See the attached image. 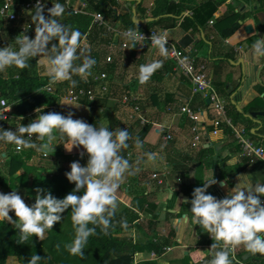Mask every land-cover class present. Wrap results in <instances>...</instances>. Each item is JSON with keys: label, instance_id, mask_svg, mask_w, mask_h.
<instances>
[{"label": "crops", "instance_id": "1", "mask_svg": "<svg viewBox=\"0 0 264 264\" xmlns=\"http://www.w3.org/2000/svg\"><path fill=\"white\" fill-rule=\"evenodd\" d=\"M82 1L86 2V0H77L72 4V7L79 10ZM158 1L112 0L111 3H113L112 9L116 17L125 16L134 21L136 13L137 21L152 20L143 25L136 24L140 30L161 31L167 29L170 31L171 40L179 49L193 50L197 59V65L199 67L204 66L208 76L213 79L216 92L224 103L226 115L225 117L219 116V113L209 100L204 99L200 95L194 96L190 80L179 75L174 63L169 60L168 56H162L158 49L150 48L147 50L142 46L131 43L125 54L118 47L115 52L112 50L115 59V64L113 65L115 73L112 74L109 71L111 80L108 84L110 91L111 84H114L112 91L115 94L120 92L121 95L109 98L106 105L101 108V111L104 114L107 112L109 115L115 117V120L118 121L117 128L122 130L128 129L132 142L146 126H152L150 133L144 141V144L148 148L142 151L131 150L129 154H132L133 157L129 158L130 161L134 162L138 157H143L145 152L158 153V158L154 162L142 163L140 171L134 176L127 177L120 185L117 191L118 206L116 211L122 213L126 209L131 208L133 200L144 193L148 194L151 201L158 205L157 217H153L148 213L139 215L140 220L135 224H138L137 226L140 225L142 229H138L135 237L132 238L137 243L148 242L151 239H154L156 242L158 239L167 238L169 232H161L156 229L157 223L162 221L163 217L167 222H177L176 226H173L177 236L173 239V245L169 248L171 249L170 252H165L163 256H157L156 258L146 252L138 255V260L156 261L158 264H161V261L163 262L162 264H182L186 257H191L196 263H204L209 262L213 258L214 251L219 250L211 249L214 240L208 234L207 243L204 246H199L198 243L202 241V237L198 233L197 226L191 224V232L188 233V225H183V223L189 224L191 222L190 219L186 221L183 218L184 215L190 216V214L185 211L186 214L182 218H179L177 215L182 214L184 209H176L175 207H171L170 204L179 201L185 206L186 203L181 198L183 186L196 184L197 170L200 168L201 161L206 160L213 163L208 158L212 154L214 160L222 161L223 159L230 158L226 163L227 167H235L244 162L245 159L251 161V166L241 176L232 181L235 186L240 184L241 188L251 187L254 184L252 181L253 166L257 162L264 164L262 161H252L250 158L242 155V150L238 145L235 133L225 121L227 118V120L232 121L234 127L246 129L251 139L256 144L264 147V56L255 54L249 43V40L255 36L264 37V0H227L226 3L221 5L206 31L196 26L192 16L200 4L208 0H169L176 8L171 13L162 14V18L156 19L154 17V10L157 8ZM44 2L48 5H53L57 0H44ZM235 12L239 13L243 18H248L243 21L244 24L240 25V29L232 37L223 40L216 31V24ZM88 13L95 14L89 10ZM77 17V22H74V25L72 24L71 27L79 29V31H86V36L82 39V45H84L88 42L87 35L92 28V17L79 13ZM108 22H111L116 29L122 30L125 28L123 19L119 21L110 19ZM250 26L254 29L252 34H248L246 31ZM0 29L8 37L7 40L0 42V47H6L11 44L16 49L15 39L20 35H18L19 29L16 30L14 27L9 28L6 24L0 25ZM28 36L30 38L35 37L31 33ZM109 36L111 39H114V35ZM186 39L188 41L184 42ZM106 44V39L102 40L98 38L94 45L96 51L105 53L102 55L101 62L105 60V57L109 53L107 46L110 44ZM39 58L40 74L49 77V72L47 71L50 65L47 60H45L46 62H42L46 57L40 56ZM154 60L162 61V67L147 82L141 84L138 80L140 65L151 63ZM3 72L6 73L7 69ZM128 73L131 74L129 82L125 81V76ZM83 79L93 80V76L91 74ZM96 84V89L100 90L103 83L97 82ZM125 94L132 96L136 101L140 102L141 117L136 115L134 117L132 109L121 103ZM106 97L107 95L104 97L105 100L107 99ZM253 103L257 104V110L244 114V110ZM187 105L193 111L199 113L200 123L197 124L201 128L206 127L208 131L207 139L203 141L202 145H197L201 148L199 151L191 148L192 138L194 141L192 128L195 126V122L191 121L180 111L182 107ZM43 108H49V106ZM60 109L65 115H68L70 112L74 113V119H83L85 122H88L93 114L91 108L80 104H71L65 99L62 101ZM148 110L155 113V115L150 116L149 113L151 112H148ZM14 117H17V115L15 114ZM141 119L146 120L147 124L142 125ZM216 123L218 124L216 125ZM101 124L109 127L107 120H103ZM216 131L218 133L214 134ZM256 133L259 136L253 138L251 134ZM169 135L173 137L172 140H167V136ZM64 141V143H58V147L62 149V153L67 156L66 160L61 161V165L67 171L71 170L70 165L74 161H79L82 166H86L88 156L83 146L73 147L69 151L68 149H71L72 145L67 138ZM187 141L189 142L188 144ZM161 145H164L162 150ZM186 145L190 149L187 152L181 151L180 147ZM82 152L85 153L83 157L81 156ZM6 157L7 155L3 154L2 163H4ZM144 159L146 160V157ZM169 168L170 170H168ZM213 169L214 166L207 171L211 172ZM219 170L221 169H217V171ZM193 174L195 175V180L189 183V177ZM155 176H157L156 180L154 179ZM225 181V185L231 189L228 184L229 179ZM177 183H180L182 186L180 193L174 197L175 192H173V189L175 186L173 185ZM217 185L221 188L220 184L217 183L208 189V193L213 192L212 195H217V190H219L223 198H225L223 190H220ZM150 186L155 187L156 192H150ZM214 186L217 189H212ZM123 191H125V194ZM0 192L5 194L10 193L9 189L2 187H0ZM18 192L25 203L31 205L32 201L27 199L29 198V192L24 188L19 189ZM163 193L167 194L166 197L171 198L170 204H167L166 200L162 199ZM225 196L227 195L225 194ZM126 199L129 200V204H125ZM261 201L264 204V196H261ZM137 214L139 213L137 212ZM180 219L182 221H179ZM145 221H148L146 229L141 224V222ZM151 226L154 227L152 230H150ZM240 246L236 247L230 254L233 264H264V254L257 253L252 255L246 249L245 252H242ZM143 255L145 259L141 258ZM8 264H19V262L17 258H10Z\"/></svg>", "mask_w": 264, "mask_h": 264}, {"label": "clouds", "instance_id": "2", "mask_svg": "<svg viewBox=\"0 0 264 264\" xmlns=\"http://www.w3.org/2000/svg\"><path fill=\"white\" fill-rule=\"evenodd\" d=\"M45 7L44 0H36L31 13L32 22L35 24L34 38L19 35L15 39L18 50L11 44L0 47V72L13 66L28 67L29 59L44 56L50 65L49 85L70 81L74 86L76 81L73 76L84 78L91 75L96 60L81 47L82 33L79 29L61 23L58 19L64 14L65 6L59 2L53 3V7L47 9L50 14L48 17L44 14ZM126 35L129 40L138 39L131 30ZM150 39L159 53L167 56L165 34H152ZM53 41L57 43H52ZM252 49L255 54L264 56V37L256 39ZM81 59L82 63H74ZM161 67L162 61L159 60L140 65L139 82H147ZM11 106L3 110V116ZM40 109L35 111L38 113ZM73 115L71 112L64 116L43 111L29 124L16 125L15 131L0 128V142L14 144L17 150L23 146L48 156L50 146L57 139L54 132H58L61 139L67 137L70 141L71 149L66 147L69 151L73 147L83 146L88 156L86 166L74 161L70 165L71 170L65 173L67 179L75 184V188L64 198L53 196L50 190L45 195L44 189L38 188L35 203L29 206L15 190L7 194L0 192V221L14 225L18 230L17 242L23 244L34 235L43 240L46 230L52 229L54 224L62 220V214L71 209L75 237L66 248L72 255L83 256L82 250L97 228L105 235L109 234L118 206L117 191L120 185L127 177L136 175L142 163L154 162L158 153L145 152L143 157L132 162L122 155V150L130 146L128 141L132 139L128 129L117 128L112 131L103 124L97 126L83 119H74ZM3 116H0V120H3ZM25 134L28 138H25ZM34 134L36 140L44 143H32L31 137ZM135 147L143 148V142L138 137L135 139ZM163 147L161 145V150ZM84 155L82 152L81 156ZM203 182V186L194 189L191 209L188 211L190 216L186 214L184 219H190L193 224L199 225L214 240L211 249L219 250L214 251L209 264H233L230 254L240 245L252 255L264 254V204L261 201V196H264V182L256 181L251 187L245 188L237 184L229 189L223 199L208 193V189L218 183L214 175ZM12 211L16 219L10 215ZM120 224L121 227L128 228L126 220L122 219ZM42 259L44 258L40 255L34 254L27 264H40Z\"/></svg>", "mask_w": 264, "mask_h": 264}, {"label": "trees", "instance_id": "3", "mask_svg": "<svg viewBox=\"0 0 264 264\" xmlns=\"http://www.w3.org/2000/svg\"><path fill=\"white\" fill-rule=\"evenodd\" d=\"M6 1L8 0H0V5ZM11 1L17 5H24L34 0ZM226 1L227 0H208L202 2L192 16L196 26L201 30L206 31L208 29L209 23L214 19L215 14L219 11L221 5L226 3ZM57 2L65 6V12L62 17L59 18L61 23H65L70 26H72V24L74 25V22H77L76 18H78V13L67 8L68 0H57ZM111 2L112 0H86V3L89 5L88 10L103 16L107 22L110 21V19L113 21H119L120 19H123L125 22V28L123 29H139L131 18L125 16L116 17V14L112 9L113 3ZM51 7H53V5L49 4L48 8ZM174 8H176L175 5L170 3L169 0H159L157 3V8L154 10V17L156 19L162 18V14L171 13ZM44 14L46 17L50 15L47 10L44 12ZM246 18L248 17L243 18L239 13L235 12L232 15L226 16L217 22L216 31L223 40L229 39L240 29V22H243L246 20ZM4 24H6V26L9 28L14 27L17 30L19 29V24L21 23L6 22ZM109 24L114 28L111 22ZM151 25L153 26V24ZM80 32L82 33L83 39L84 36H86V31L80 30ZM109 35H113V33L103 27L94 26L91 28V30H89V34L87 35L88 42L81 47L85 49L86 54L94 58L96 62H101L102 55L105 53L96 51L94 49V45L98 38H101L102 40L106 39L107 44H111L113 38L111 39ZM258 38V36H255L249 40L250 45L252 46L253 42ZM52 43L57 42L53 41ZM18 47L19 46L16 44L17 50ZM117 47L118 46H114V52ZM79 51L80 49H78V53ZM106 51L108 50L106 49ZM39 59V57L29 59V66L25 68L13 66L7 68L6 73L0 72V100H6L9 104L14 105L16 108L19 104L35 96L44 94L46 97V103L41 107V110L38 112V114H35L31 117H28V114L20 115L18 111H16L17 117L0 120V128L15 131L16 125L29 124L32 120L36 119L39 114H42L43 111L45 113L56 112L67 116L60 109V105L65 98L79 94L80 91H95L98 95L95 101H91L88 97H84L79 103L80 105L92 109V118L87 123L92 125L96 124L99 126L103 120H107L109 122V130L114 131L117 129L118 121L115 120V117L113 115H109L107 112L104 114L101 111V108L106 105L109 98L112 96L119 97L121 95L120 92L115 94L112 91L114 84H111V91L107 93L106 100L105 98H101L99 90L96 89L97 82L95 83L92 79L84 80L79 75L73 76V80L76 81L74 86L70 81H61L57 82L56 84L49 85V77H44L40 74L38 65ZM74 63L80 64L82 63V59L75 61ZM92 70L93 68L91 71ZM110 73H115L113 66L110 67ZM47 86H53L55 88V93H47L45 91ZM135 105H140V102L136 101ZM46 106H49V108H43ZM257 107V104L253 103L244 110V114L257 110ZM151 129L152 126H146L138 135V138L143 142L142 149H137L135 147V140L132 142L130 139L128 141L130 146L122 150V155H124L126 158L131 150H146L148 146L144 144V141ZM257 134L258 133L251 134V136L253 138H257V136H259ZM25 138H28L27 134H25ZM31 142L36 143L37 145L44 143L42 141L36 140L35 134ZM16 147L17 146L14 144L0 142V149L3 151L0 157L2 156L1 158H3V154L7 155L6 159H4V166L7 169V175L4 176L0 174V187L7 188L10 192L14 190L18 192L21 188L26 189L34 199L32 204L35 203V199L38 194V188L44 189L45 195L50 190L52 195L57 198H64L75 188V184L70 182L65 175V173L68 171L61 165V161L67 159V156H65L62 152L49 153L48 156H44L42 152H38L36 149L24 148L22 146V153L17 154ZM36 155L38 156L39 163H30L33 161ZM208 158L212 160L213 163H210L206 160L201 161L200 168L197 170L196 184L183 186L182 193L186 197L192 199V193L194 189L196 187L203 186V180L213 178V175L217 179L218 184L221 182L226 183L225 180L229 179L228 184L231 188H233L235 187V184L232 183V181L241 176L251 166V161L248 159H245L244 162L235 167H227L226 163L230 160V158L223 160L221 159L222 161L214 160L213 154ZM212 166H214V169L211 172L207 171ZM217 169L221 170L217 171ZM252 177V181L254 183L256 181L264 182L263 163L257 162L253 166ZM215 188L216 187L214 186L212 189ZM221 188L225 193H228L229 187L224 185L221 186ZM18 194L20 195L19 192ZM81 194L82 193H78V195ZM185 206L191 207V205L186 204ZM158 209V205L151 201L148 194L144 193L142 196L136 197L132 202L131 208L126 209L122 213H118L116 211V214L112 219V226L109 229L108 235H105L100 228H97L96 233L89 237L85 249L82 250L84 253L83 256L72 255L66 248V245L71 243L75 237V230L71 221V209L62 214V220L54 224L52 229L46 230L43 240H40L34 235L23 244L17 242L19 239L17 235L18 230L14 228V225L7 223L6 221H0V264H8V260L10 258H17L19 264H27V261L30 259L31 255L34 254H38L44 258L40 264H158L156 261H140L137 259V254H144L148 252L150 254L155 253L157 256H163L166 252V249L171 248L173 245V239L177 236L175 229L172 228L169 231L167 238L158 239L156 242L154 239H151L148 242L137 243L134 242L135 240L132 238L125 239L122 237L125 234H129V232L134 229V225H136L139 230L142 229L140 225L137 226L138 224H135L140 220V214L148 213L153 217H157ZM137 212L139 214H137ZM184 214L186 213L183 211L179 218H182ZM12 216L13 219H16L14 211ZM122 219L127 221V229L121 227L120 221ZM196 226L198 233L202 237V241L198 243V245L204 246L207 243L206 240L208 239L209 235L208 233L204 232V230L201 229L199 225ZM153 228L154 227L151 226L150 230ZM162 263L163 262L161 261V264ZM182 264H209V262L196 263L191 257H186Z\"/></svg>", "mask_w": 264, "mask_h": 264}, {"label": "built area", "instance_id": "4", "mask_svg": "<svg viewBox=\"0 0 264 264\" xmlns=\"http://www.w3.org/2000/svg\"><path fill=\"white\" fill-rule=\"evenodd\" d=\"M77 0H68L67 6L68 9L73 10L76 13L83 14V15H90L92 17V27H103L107 29L108 31L112 32L114 35V39L112 40V43L108 46L109 53L105 57V60L103 62H96L95 66L93 67V70L91 71V74L93 76L94 82H101L103 83L100 87L99 93L101 98H104L107 93L110 91V87L108 82L110 81V67L115 64L114 55L112 53V50L114 46H118V48L121 49L122 53H126L129 49L130 44H136L139 46H142L144 49H150L155 48L151 43V35L152 34H165L167 39V49L168 53L167 56L169 60H171L176 67V71L179 73V75H182L186 79L190 80L192 84V90L194 96H202L204 99H207L211 102V104L214 106L215 110L219 113V116L225 117L226 115V109L224 106V103L220 100L216 89L214 87L213 79L208 76L207 72L205 71V67H199L197 65V59L194 55L193 50L191 49H179L176 44L171 40L170 38V31L165 30H140V29H116L110 26V24L105 20V18L99 14H89L88 13V4L86 2H81V7H79V10H76L72 7V4L76 2ZM36 5V0L31 1L24 5H17L14 4L12 1L8 0L2 5H0V25L4 23H12V22H20L19 24V34L20 36L33 34L35 35V24L32 22L31 19V13L34 11ZM48 5L46 4L45 11L47 10ZM133 31L138 39L135 41L129 40L127 38V33L129 31ZM50 47V44H49ZM104 66V67H103ZM45 91L49 94L55 93V88L53 86H47L45 88ZM97 93L95 91H80L79 94L72 95L70 97L65 98L66 101H68L71 104H79L81 100L85 97H88L91 101H95L97 98ZM136 99L133 97H130L126 95L122 100L121 103L134 110V117L139 116L141 117V107L140 105H135ZM11 104H9L6 100H0V116H3V110L6 108H9ZM17 111V107L15 109V106L12 105L10 110L5 112L3 116V119H8L11 117H14ZM41 110V109H40ZM39 110V111H40ZM181 113L186 115L191 121L195 122V126L192 128V133L194 135V144L202 145L203 141L207 139L208 131L206 127H200L197 123H200L199 120V113H196L193 111L188 105L185 107H182L180 109ZM35 114H38L36 111L28 114V117L34 116ZM226 123H228V126L234 131L236 140L238 142V145L240 146L242 150V155L244 157H248L252 159L253 161H262L264 162V147L262 145L256 144L251 137L249 136L246 129H238L233 126L231 120L225 119ZM141 124L146 125L147 121L141 119ZM218 123H216L217 125ZM218 132H214V134H217ZM34 138V135L31 137V139ZM172 136H167V140H172ZM23 151V147L20 146L19 150H17L16 147V153L21 154ZM129 159V158H128ZM154 179H157V176L154 177ZM161 183V181H160ZM10 215H13V211L10 212ZM171 249H166V252H170ZM153 257H157L155 253L152 254ZM237 261V259H235ZM238 262V261H237Z\"/></svg>", "mask_w": 264, "mask_h": 264}, {"label": "rangeland", "instance_id": "5", "mask_svg": "<svg viewBox=\"0 0 264 264\" xmlns=\"http://www.w3.org/2000/svg\"><path fill=\"white\" fill-rule=\"evenodd\" d=\"M59 19V18H58ZM2 29V28H1ZM1 29H0V42L2 41V40H7L8 39V37H7V35H4V33L1 31ZM45 60H47L46 58L45 59H43V61L42 62H46ZM39 69H40V67H39ZM48 72V71H47ZM44 77H46V76H44ZM131 80V74L130 73H128L126 76H125V81H127V82H129ZM16 109V108H15ZM15 112H16V110H14ZM154 111V110H153ZM132 112H134V110L132 109ZM148 112H151V113H149L150 114V116H152L153 114L155 115V113H152V111H150V110H148ZM155 112V111H154ZM130 114V113H129ZM134 114V113H133ZM153 115V116H154ZM134 116V115H133ZM54 135H56V137H57V139L53 142V144L50 146V149L48 150V153H56V152H62V149L60 148V147H58L59 146V142H62V143H64L65 141H64V139H66L67 137H65V138H63V139H61L60 138V134L57 132V133H54ZM189 142L187 141V144H188ZM181 149V151H183V152H187L189 149H190V147H187V145L186 146H183V147H180ZM191 148L192 149H194L195 151H199V150H201V148L199 147V146H195L194 145V141H193V138H192V143H191ZM3 153V151H2V149H0V155ZM42 155V154H41ZM2 157V156H1ZM0 157V174L1 175H4V176H6L7 175V169L5 168V164L4 163H2V158ZM133 156H132V154H129L128 155V158H132ZM30 163H32V164H38L39 163V159H38V156L36 155L35 157H34V159H33V161H31ZM166 165V164H165ZM168 167V166H167ZM168 170H170V168L168 169ZM190 179L188 180L189 181V183L190 182H194V180H195V175L193 174V175H190V177H189ZM150 184H151V182H150ZM173 186H175V193H174V197H176V194H179L180 193V188H181V184L180 183H177L176 185H173ZM218 186V185H217ZM241 186H242V184H241ZM218 188L221 190L222 188H220L219 186H218ZM150 192H156L155 191V187H152V186H150V190H149ZM219 192V193H218ZM218 192H217V195L215 194L214 196L215 197H217L218 199L219 198H223V196L221 195V193H220V191L218 190ZM224 192V191H223ZM123 193L125 194V191H123ZM213 192H210V194H212ZM227 195L228 193H225L224 192V195ZM167 195V194H166ZM166 195L163 193V195H162V199H165L166 200V203L167 204H170L171 203V198L169 197H166ZM178 198H179V195H178ZM27 199H29V200H31L32 202H33V197H32V195H30L29 194V198H27ZM126 203L125 204H129V200H127L126 199V201H125ZM174 203V202H173ZM31 205H32V203H31ZM31 205H29V206H31ZM170 206L171 207H175L176 209L177 208H183L184 209V212L185 211H189L190 212V207H187V206H184V205H182V202H179V201H177V203L175 202L174 204H170ZM162 210V209H161ZM163 211V210H162ZM190 214V213H189ZM181 214H178L177 216H180ZM147 223H148V221H145V222H141V224L143 225V227H144V229H146L147 228ZM177 222H172V221H166V219H164V217H163V219H162V221H160L159 223H157V227H156V229H158V230H160L161 232H164V231H166L167 233L172 229V228H174L176 225ZM186 223V222H185ZM191 224L192 225H194L192 222H190L189 224L188 223H186V224H184L183 223V225L185 226V225H188V228H187V232L189 233V232H191ZM174 226V227H173ZM134 229L132 230V231H130L129 232V234H125V235H123L122 237L123 238H125V239H130V238H133V237H135V235H136V232H138V227H136V225H134V227H133ZM245 247L243 246V248H242V245L240 246V250H242V252L244 251L245 252ZM171 257V256H170ZM142 259H145L144 258V255L141 257ZM169 258V257H168ZM17 261V260H16ZM178 264V263H177Z\"/></svg>", "mask_w": 264, "mask_h": 264}, {"label": "water", "instance_id": "6", "mask_svg": "<svg viewBox=\"0 0 264 264\" xmlns=\"http://www.w3.org/2000/svg\"><path fill=\"white\" fill-rule=\"evenodd\" d=\"M136 9V8H135ZM152 21V20H151ZM150 20H143V21H137L136 19V13H135V18H134V22L137 24V25H143V24H146L147 22H151ZM244 22H240V25H243ZM247 33L248 34H252L254 32V29L253 27H248L246 29ZM188 41L187 39L184 41L186 42ZM184 46L186 45L185 43H183ZM187 47V45L185 46ZM46 103V97L44 94H40L38 96H35L21 104H19L17 106V111L20 115H26V114H30L32 112H34L37 108H41L42 106H44V104ZM210 103V102H208ZM221 186H224L225 183L224 182H221L220 183ZM224 197H226L224 195ZM181 198L183 199V202L186 203V204H191V200L189 197H185L184 194H181ZM185 217V215L183 216V218ZM179 221H182L181 219Z\"/></svg>", "mask_w": 264, "mask_h": 264}]
</instances>
